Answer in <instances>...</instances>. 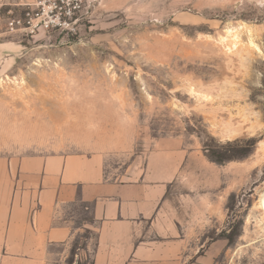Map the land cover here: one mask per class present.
<instances>
[{"label": "rangeland", "instance_id": "obj_1", "mask_svg": "<svg viewBox=\"0 0 264 264\" xmlns=\"http://www.w3.org/2000/svg\"><path fill=\"white\" fill-rule=\"evenodd\" d=\"M27 1L0 0L15 54L0 79V264H93L90 228L7 244L20 161L53 154L100 157L113 180L171 179L192 261L264 264V0H85L74 32L33 34L9 24Z\"/></svg>", "mask_w": 264, "mask_h": 264}, {"label": "crops", "instance_id": "obj_2", "mask_svg": "<svg viewBox=\"0 0 264 264\" xmlns=\"http://www.w3.org/2000/svg\"><path fill=\"white\" fill-rule=\"evenodd\" d=\"M15 182L7 244L15 237L45 248L69 244L90 228L97 234L93 264H204L203 256L192 261L187 253L189 237L175 216L167 177L142 171L113 180L100 157L53 154L23 158ZM69 205L85 206L90 222L74 226Z\"/></svg>", "mask_w": 264, "mask_h": 264}, {"label": "built area", "instance_id": "obj_3", "mask_svg": "<svg viewBox=\"0 0 264 264\" xmlns=\"http://www.w3.org/2000/svg\"><path fill=\"white\" fill-rule=\"evenodd\" d=\"M29 9L22 18L10 21V28L36 31L74 32L85 7V0H33L23 3Z\"/></svg>", "mask_w": 264, "mask_h": 264}, {"label": "trees", "instance_id": "obj_4", "mask_svg": "<svg viewBox=\"0 0 264 264\" xmlns=\"http://www.w3.org/2000/svg\"><path fill=\"white\" fill-rule=\"evenodd\" d=\"M242 151H236V150H228L224 152H215L213 151L211 153V157L216 160L218 163H223L226 161H230L236 158H243L245 156H248L250 153V150L247 149H241Z\"/></svg>", "mask_w": 264, "mask_h": 264}, {"label": "water", "instance_id": "obj_5", "mask_svg": "<svg viewBox=\"0 0 264 264\" xmlns=\"http://www.w3.org/2000/svg\"><path fill=\"white\" fill-rule=\"evenodd\" d=\"M14 55V53H5L4 45L0 44V78L5 73L7 66Z\"/></svg>", "mask_w": 264, "mask_h": 264}, {"label": "bare ground", "instance_id": "obj_6", "mask_svg": "<svg viewBox=\"0 0 264 264\" xmlns=\"http://www.w3.org/2000/svg\"><path fill=\"white\" fill-rule=\"evenodd\" d=\"M261 207L264 209V194L262 195V198H261Z\"/></svg>", "mask_w": 264, "mask_h": 264}]
</instances>
